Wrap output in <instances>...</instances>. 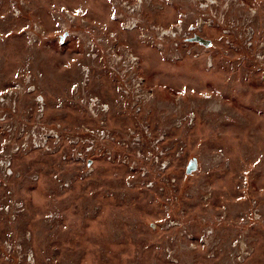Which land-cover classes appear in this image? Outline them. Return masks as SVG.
I'll return each mask as SVG.
<instances>
[{"label": "rangeland", "instance_id": "rangeland-1", "mask_svg": "<svg viewBox=\"0 0 264 264\" xmlns=\"http://www.w3.org/2000/svg\"><path fill=\"white\" fill-rule=\"evenodd\" d=\"M262 49L264 0H0V95L44 100L3 108L0 264H264Z\"/></svg>", "mask_w": 264, "mask_h": 264}, {"label": "built area", "instance_id": "built-area-1", "mask_svg": "<svg viewBox=\"0 0 264 264\" xmlns=\"http://www.w3.org/2000/svg\"><path fill=\"white\" fill-rule=\"evenodd\" d=\"M208 3H202L201 7H206ZM157 43L162 46L165 42H173L174 46L177 47L179 45V42L177 41V38L183 41H188L187 34L185 33H179L178 31L174 30H157ZM249 33V42L248 45H252L251 34ZM177 37V38H176ZM255 57L259 62V69L262 71L263 77H264V49L258 50L255 53ZM33 74H25V77L22 81L16 82L12 87L10 86L7 88V90L0 95V124H5L6 121V113L4 112V107L8 108L12 112L16 110V103H17V96L21 92H27L29 94L35 95L34 99L35 102L39 105H43V96L41 94H37L36 91V85L32 81L34 80ZM189 122L193 119V114H189ZM29 140L25 142V145L29 146L34 149H47L49 148V140H51L53 143H58L60 141L59 131L58 128H46L42 127L40 130L33 129L28 134ZM71 142H74V140H71ZM0 165H3L7 170V175L12 174L11 170V164L5 163L4 161L0 162Z\"/></svg>", "mask_w": 264, "mask_h": 264}, {"label": "water", "instance_id": "water-1", "mask_svg": "<svg viewBox=\"0 0 264 264\" xmlns=\"http://www.w3.org/2000/svg\"><path fill=\"white\" fill-rule=\"evenodd\" d=\"M193 40L200 42L204 46L208 45V43H209L208 42L209 40H205L199 36H194ZM195 169H196V161L195 160L189 161V163L186 167V173L190 175V173L193 172Z\"/></svg>", "mask_w": 264, "mask_h": 264}]
</instances>
